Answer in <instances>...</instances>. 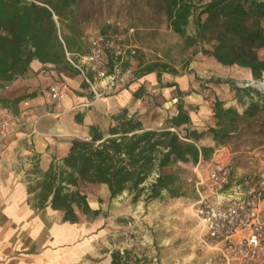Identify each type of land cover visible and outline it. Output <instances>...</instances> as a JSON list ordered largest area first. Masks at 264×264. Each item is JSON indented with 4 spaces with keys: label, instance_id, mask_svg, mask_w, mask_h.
Wrapping results in <instances>:
<instances>
[{
    "label": "trees",
    "instance_id": "1",
    "mask_svg": "<svg viewBox=\"0 0 264 264\" xmlns=\"http://www.w3.org/2000/svg\"><path fill=\"white\" fill-rule=\"evenodd\" d=\"M164 15L171 29L191 45L194 52L208 54L217 63L245 69L252 79L264 75V0H161ZM73 0H0V87L25 78L33 60L49 69L77 71L67 61L65 52L77 47L76 36L61 35L58 24L73 12ZM194 35L186 26L194 16ZM208 45V48H204ZM156 72L177 75L176 70L162 62L139 66L138 77ZM221 81V80H218ZM230 83V80H223ZM84 85L87 84L84 82ZM177 112L166 118L162 127L145 125L146 113L120 108L111 115L106 135L92 124L88 136L71 141L60 165L51 164L41 178L28 187L36 188V206L64 211L65 220L77 221V213L96 216L100 209H91L87 195L80 187L106 184L110 198L126 191L132 201L142 195L145 203L182 196L178 162L197 164L208 159L218 145L225 144L243 119L254 118L264 110V96L251 86L231 87L237 101L245 104L242 113L224 106L217 97L211 106L213 125L207 131L214 145H197L204 131L184 127L190 115L183 108L181 91L175 82ZM34 92L12 98L0 96V106L15 109ZM141 88L133 96L140 97ZM92 97H89L90 99ZM76 120L80 118L76 116ZM184 131V132H182ZM153 177L149 182L148 179ZM127 251L111 252L108 264H125Z\"/></svg>",
    "mask_w": 264,
    "mask_h": 264
},
{
    "label": "rangeland",
    "instance_id": "2",
    "mask_svg": "<svg viewBox=\"0 0 264 264\" xmlns=\"http://www.w3.org/2000/svg\"><path fill=\"white\" fill-rule=\"evenodd\" d=\"M72 6L73 12L58 24L61 35L78 38L72 52H85L90 36L96 32L119 33L125 42L135 46L136 55L131 60L135 79L126 87L139 82L140 64L162 62L176 70L174 76L184 79L187 87L181 105L188 111L190 122L184 127L205 132L196 142L199 146L212 141L207 129L213 125L211 106L215 97L224 106L242 113L245 104L236 100L232 84L240 88L251 86L264 96V75L255 80L245 69L224 66L208 54L194 52L196 46L168 25L161 0H73ZM194 17L190 16L186 26L190 35H194ZM263 52L264 49L260 51ZM170 75L160 76L159 85L149 86L142 98L144 109L139 115L146 113L147 127H162L166 118L177 112V101L173 103L167 89L161 87ZM228 79L230 83L223 81ZM23 86L9 83L0 87V96L21 94ZM214 162L226 164L237 177H253L264 168V110L254 118L243 119L210 158L200 159L195 165L178 162L182 196L170 198L164 194L161 199L145 203L144 195L132 201V195L124 191L113 198H98L100 207L106 208L102 214L107 228V252L127 251L125 264H225L215 249L201 244L193 206L197 188L209 194L207 173ZM201 180L203 183L197 185ZM90 188L100 192L98 186H81L83 190Z\"/></svg>",
    "mask_w": 264,
    "mask_h": 264
},
{
    "label": "crops",
    "instance_id": "3",
    "mask_svg": "<svg viewBox=\"0 0 264 264\" xmlns=\"http://www.w3.org/2000/svg\"><path fill=\"white\" fill-rule=\"evenodd\" d=\"M164 81L161 87L167 89L173 103L176 87L166 86L168 82H175L181 91L187 92L185 80L180 77L171 74ZM14 83L24 85L21 94L35 93L24 99H29V111L37 121L34 130L29 124L21 126L0 157V264H108L111 254L107 252V228L102 214L106 208H101L98 202L100 197H110L106 184H87L98 186L100 192L80 187L91 209H100V213L91 217L77 213V221L65 220L61 209L49 205L37 207L35 196L39 188L30 192L28 187L38 181L51 164L60 165L71 141L87 137L90 125L98 126L106 135L112 123L111 115L120 108L142 113L146 89L159 85L156 72L96 99H88L91 92L78 73L49 69L37 60L31 62L28 76ZM52 84L67 92L59 101L51 100L46 94V88ZM138 88L142 94L135 98L133 93ZM16 95L19 94L3 97ZM90 100L89 105H83ZM22 109V101L14 110L0 106V115H17ZM206 145L212 146L214 142Z\"/></svg>",
    "mask_w": 264,
    "mask_h": 264
},
{
    "label": "built area",
    "instance_id": "4",
    "mask_svg": "<svg viewBox=\"0 0 264 264\" xmlns=\"http://www.w3.org/2000/svg\"><path fill=\"white\" fill-rule=\"evenodd\" d=\"M135 55V46L121 34L107 32L92 34L83 53L65 52L92 99L118 92L135 79ZM66 93L54 84L46 88L51 100L59 101ZM22 104L17 115H0V157L21 126L29 124L34 130L37 117L29 111V99ZM207 179L209 194L197 188L193 203L201 244L215 249L225 264H264V168L253 177H237L226 164L214 162Z\"/></svg>",
    "mask_w": 264,
    "mask_h": 264
}]
</instances>
